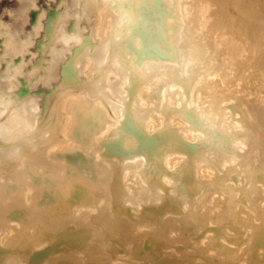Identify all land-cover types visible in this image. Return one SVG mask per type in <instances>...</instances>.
Returning <instances> with one entry per match:
<instances>
[{
    "label": "bare ground",
    "instance_id": "6f19581e",
    "mask_svg": "<svg viewBox=\"0 0 264 264\" xmlns=\"http://www.w3.org/2000/svg\"><path fill=\"white\" fill-rule=\"evenodd\" d=\"M0 264H264V0H0Z\"/></svg>",
    "mask_w": 264,
    "mask_h": 264
}]
</instances>
